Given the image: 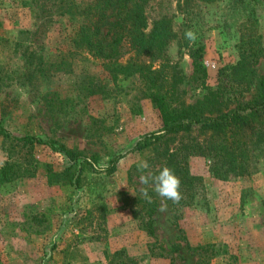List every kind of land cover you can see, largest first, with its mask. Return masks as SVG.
<instances>
[{"label":"rangeland","instance_id":"1","mask_svg":"<svg viewBox=\"0 0 264 264\" xmlns=\"http://www.w3.org/2000/svg\"><path fill=\"white\" fill-rule=\"evenodd\" d=\"M88 5L0 0V126L92 156L100 167L122 156L113 173L84 169L70 184L66 158L33 146L28 172L0 184V264H107L118 251L132 259L129 264H264V144L242 175L213 177L207 157L186 156L194 179L178 204L139 180L167 166L155 158L161 148L132 149L160 128L150 99L154 85L183 107L202 101L218 78L230 107L250 98L264 76V0H143V32L156 25L164 46L144 54L127 44L111 72L73 43ZM188 30L194 42L186 39ZM241 40L262 52L238 85L229 68L239 60ZM196 44L204 46L203 85L192 80L186 54ZM208 139L192 132L167 149ZM8 148L0 138V168ZM12 150V160L25 151ZM145 160L149 168L141 170ZM144 188L156 203L154 238L140 227L149 205Z\"/></svg>","mask_w":264,"mask_h":264},{"label":"trees","instance_id":"2","mask_svg":"<svg viewBox=\"0 0 264 264\" xmlns=\"http://www.w3.org/2000/svg\"><path fill=\"white\" fill-rule=\"evenodd\" d=\"M88 1L87 20L75 33L73 43L99 60L106 71L111 72L117 69L116 62L127 44L144 54H151L164 46L165 36L161 35L159 30L157 32L156 25L147 34L143 32L145 29L141 15L143 0ZM246 43L241 40L238 46L239 60L229 68L230 76L235 79L233 83L238 85H243L245 73L257 62L258 55L262 52V49L254 48ZM203 51V44H196L186 49L190 60L191 78L199 85H203L206 78V71L202 64ZM217 81L215 89H207L202 101L184 107L173 103L171 97L165 98L159 92V88L154 85L150 99L159 113L160 128L144 134L132 147L137 151L145 148H161L155 158L165 159V165L174 170L181 180V191L190 189V182L194 179L187 174L186 156L207 157L210 162L208 171L213 177H224L228 173L242 175L248 173L253 151L264 144V76L257 78L253 94L249 99L237 101L231 107L229 103L233 101L229 98L223 100L225 84L219 82V78ZM221 107L223 110L220 109ZM192 132L208 134L210 140L182 146V148L177 147L169 152L167 149L169 142L177 137L190 135ZM0 138L2 143L9 147L6 150L9 160L0 168V184L10 182L28 172L27 167L32 165L28 157L35 145H45L66 158L69 164L66 171L70 173L67 181L70 184L77 183L79 173L84 169L92 173H113L116 163L122 157L121 155L112 156L105 167H100L92 156L66 149L63 145L55 147L52 142L37 137L15 136L1 126ZM15 147L25 151L21 157H17V160H12L11 154L14 151L12 149ZM71 168L73 171H70ZM155 208V202L148 205V212L140 225L150 238H154L152 214ZM196 249L202 250L200 247ZM131 261V258L118 251L110 256L107 264H129Z\"/></svg>","mask_w":264,"mask_h":264},{"label":"clouds","instance_id":"3","mask_svg":"<svg viewBox=\"0 0 264 264\" xmlns=\"http://www.w3.org/2000/svg\"><path fill=\"white\" fill-rule=\"evenodd\" d=\"M185 37L190 42H194L197 39L195 32L192 30L186 31ZM139 168L141 170L148 169L149 163L146 160L142 161L139 165ZM139 180L143 185L151 184L152 190L155 192L156 196L162 198L165 201L170 200L173 203L178 204L183 199L181 192V180L175 174L174 170L168 166L162 167L158 174L155 175L141 174ZM142 195L149 204L153 202V197L149 194L147 188L142 189ZM166 210L167 205L162 204L160 211L164 212Z\"/></svg>","mask_w":264,"mask_h":264}]
</instances>
